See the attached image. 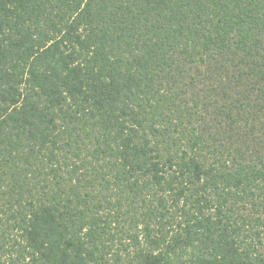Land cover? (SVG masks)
<instances>
[{"label": "trees", "instance_id": "1", "mask_svg": "<svg viewBox=\"0 0 264 264\" xmlns=\"http://www.w3.org/2000/svg\"><path fill=\"white\" fill-rule=\"evenodd\" d=\"M0 264H264V0H0Z\"/></svg>", "mask_w": 264, "mask_h": 264}]
</instances>
